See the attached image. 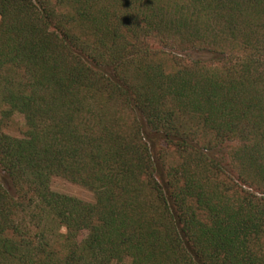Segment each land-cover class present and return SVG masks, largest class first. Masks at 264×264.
I'll list each match as a JSON object with an SVG mask.
<instances>
[{
  "label": "trees",
  "instance_id": "1",
  "mask_svg": "<svg viewBox=\"0 0 264 264\" xmlns=\"http://www.w3.org/2000/svg\"><path fill=\"white\" fill-rule=\"evenodd\" d=\"M126 257L264 264V0H0V264Z\"/></svg>",
  "mask_w": 264,
  "mask_h": 264
},
{
  "label": "rangeland",
  "instance_id": "2",
  "mask_svg": "<svg viewBox=\"0 0 264 264\" xmlns=\"http://www.w3.org/2000/svg\"><path fill=\"white\" fill-rule=\"evenodd\" d=\"M153 46L156 47V42H154ZM158 58L163 61V63L166 65V68L168 70L171 69L173 62H178L184 59L183 57L180 56L171 59L170 54H159ZM25 129L26 127H25L24 118L19 113H14L13 116H11V118L3 126V130L6 133L17 137L22 136L24 134ZM169 155H170L169 159L171 161L173 162L176 161V156L173 153L170 152ZM50 187L54 191L64 193L70 196H74L85 202H91L93 200V194L90 190L62 177H53L50 182ZM112 264H132V262L130 258L126 257L121 261H115Z\"/></svg>",
  "mask_w": 264,
  "mask_h": 264
}]
</instances>
